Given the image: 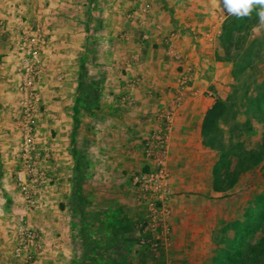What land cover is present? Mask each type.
I'll return each instance as SVG.
<instances>
[{"label": "crops", "instance_id": "crops-1", "mask_svg": "<svg viewBox=\"0 0 264 264\" xmlns=\"http://www.w3.org/2000/svg\"><path fill=\"white\" fill-rule=\"evenodd\" d=\"M98 2L94 13L103 20L95 38L104 54L93 74L83 68L89 31L83 2L48 8L45 69L35 81L36 142L49 154L43 164L48 184L37 210L20 211L46 232L34 264H155L136 243L142 211L130 178L144 168L142 142L172 99L176 63L167 53L169 39L193 67L196 94L175 117L170 136L172 244L162 258L178 264L184 237L198 235L200 205L217 193L215 155L201 129L231 82L230 61L217 58L215 47L229 15L213 0ZM0 23V264H12L19 221L11 207L19 194L12 181L21 119L18 40Z\"/></svg>", "mask_w": 264, "mask_h": 264}, {"label": "rangeland", "instance_id": "rangeland-1", "mask_svg": "<svg viewBox=\"0 0 264 264\" xmlns=\"http://www.w3.org/2000/svg\"><path fill=\"white\" fill-rule=\"evenodd\" d=\"M66 2L75 8L80 4L79 0H0V14L14 17L10 22L2 17L0 22L11 39L16 34L18 40L23 30L33 31L36 26L46 32L51 16L48 8ZM82 2L89 24L83 68L93 74L100 64L98 57L104 54L95 38L102 30L98 24L103 16L94 13L98 0ZM245 25L232 32L236 47L229 51L231 82L217 98L225 110L216 131L205 138L214 151L215 164L223 154L229 165L227 172L236 182L227 193H214L206 205H200L198 235L184 237L185 247L178 248V264H264V126L258 111L264 110V105L257 101L264 91V25L258 17H251ZM218 36L215 47L221 59L226 52L220 46L221 33ZM165 261L172 264L165 256L155 264Z\"/></svg>", "mask_w": 264, "mask_h": 264}, {"label": "built area", "instance_id": "built-area-1", "mask_svg": "<svg viewBox=\"0 0 264 264\" xmlns=\"http://www.w3.org/2000/svg\"><path fill=\"white\" fill-rule=\"evenodd\" d=\"M21 33L14 68L21 119L19 165L12 175L13 184L19 193L11 200V207L16 213L19 212L12 264H34L43 252L46 232L33 227L20 211L37 210L41 206L40 196L48 184L43 164L49 154L46 149H39L36 142L40 96L35 87L36 79L45 69L43 52L48 40L40 26H36L33 31L23 30ZM167 53L176 63L172 99L156 113L155 126L142 142L144 168L133 173L130 178L142 211V219L137 224L136 243L152 255L155 263L172 244L169 208L171 174L168 160L173 122L180 110L196 95L193 67L170 39ZM164 264L170 263L165 261Z\"/></svg>", "mask_w": 264, "mask_h": 264}, {"label": "trees", "instance_id": "trees-1", "mask_svg": "<svg viewBox=\"0 0 264 264\" xmlns=\"http://www.w3.org/2000/svg\"><path fill=\"white\" fill-rule=\"evenodd\" d=\"M251 17H258L255 9L251 12L250 16L248 17L237 18L235 16H228L223 21L221 26L220 46L226 52V55L220 60H232V57L229 55V51L232 47H236V43L233 42L231 38L232 32L240 30L242 27H245V24H247ZM257 101L260 106L264 105V91L263 93H261V96ZM224 110L225 104L220 99H216L213 107L205 114L201 129L204 142L205 138L209 134L214 133L216 131L217 121L223 115ZM258 111L260 112L261 120L264 126V110L260 108V110ZM210 146L212 145L210 144ZM228 168L229 165L226 164L224 155L220 154L219 161L217 162V164L214 165L212 169V187L213 190L217 193H227L233 188L236 182V177L227 172Z\"/></svg>", "mask_w": 264, "mask_h": 264}, {"label": "clouds", "instance_id": "clouds-1", "mask_svg": "<svg viewBox=\"0 0 264 264\" xmlns=\"http://www.w3.org/2000/svg\"><path fill=\"white\" fill-rule=\"evenodd\" d=\"M214 4L223 6L229 16L245 18L255 9L259 24L264 25V0H213Z\"/></svg>", "mask_w": 264, "mask_h": 264}]
</instances>
